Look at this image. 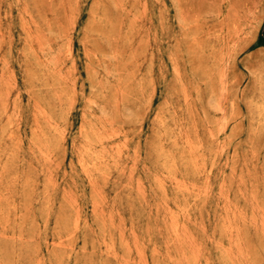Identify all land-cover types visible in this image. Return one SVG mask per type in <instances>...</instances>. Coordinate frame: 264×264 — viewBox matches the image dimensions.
Wrapping results in <instances>:
<instances>
[{"label":"rangeland","instance_id":"1","mask_svg":"<svg viewBox=\"0 0 264 264\" xmlns=\"http://www.w3.org/2000/svg\"><path fill=\"white\" fill-rule=\"evenodd\" d=\"M0 264H264V0H0Z\"/></svg>","mask_w":264,"mask_h":264}]
</instances>
